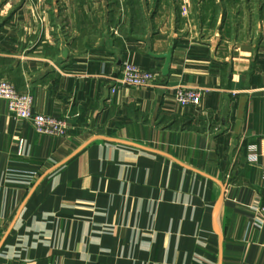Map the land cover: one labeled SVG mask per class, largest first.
Listing matches in <instances>:
<instances>
[{
    "label": "crops",
    "instance_id": "obj_1",
    "mask_svg": "<svg viewBox=\"0 0 264 264\" xmlns=\"http://www.w3.org/2000/svg\"><path fill=\"white\" fill-rule=\"evenodd\" d=\"M0 79V264H264V0H0Z\"/></svg>",
    "mask_w": 264,
    "mask_h": 264
},
{
    "label": "built area",
    "instance_id": "obj_2",
    "mask_svg": "<svg viewBox=\"0 0 264 264\" xmlns=\"http://www.w3.org/2000/svg\"><path fill=\"white\" fill-rule=\"evenodd\" d=\"M160 74L158 71L142 70L132 64H123L118 77L112 78L111 92L121 87L152 88L156 87ZM201 94L199 90L178 87L175 100L180 106H196L199 104ZM0 100L6 102L7 111L16 119L30 122L37 134L64 137L67 133V124L64 118L37 114L32 111L33 100L29 95L20 94L12 83L0 79ZM256 211L264 217V204L258 206Z\"/></svg>",
    "mask_w": 264,
    "mask_h": 264
},
{
    "label": "water",
    "instance_id": "obj_3",
    "mask_svg": "<svg viewBox=\"0 0 264 264\" xmlns=\"http://www.w3.org/2000/svg\"><path fill=\"white\" fill-rule=\"evenodd\" d=\"M154 57L157 59H163L164 60V64H163V67L161 70V74L164 77L167 76L168 72H169V64L171 61V51L164 53V54H160V55H154Z\"/></svg>",
    "mask_w": 264,
    "mask_h": 264
},
{
    "label": "rangeland",
    "instance_id": "obj_4",
    "mask_svg": "<svg viewBox=\"0 0 264 264\" xmlns=\"http://www.w3.org/2000/svg\"><path fill=\"white\" fill-rule=\"evenodd\" d=\"M8 81V80H7ZM18 93H20L19 91H17ZM20 94H24V93H20ZM24 95H29V94H24ZM30 96V95H29ZM31 97V96H30ZM32 98V97H31ZM21 121V120H19ZM36 133V132H35Z\"/></svg>",
    "mask_w": 264,
    "mask_h": 264
}]
</instances>
